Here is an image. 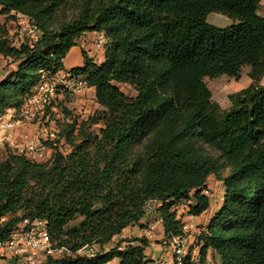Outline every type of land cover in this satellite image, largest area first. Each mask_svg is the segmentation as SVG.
Returning <instances> with one entry per match:
<instances>
[{"label": "trees", "instance_id": "16d2710c", "mask_svg": "<svg viewBox=\"0 0 264 264\" xmlns=\"http://www.w3.org/2000/svg\"><path fill=\"white\" fill-rule=\"evenodd\" d=\"M261 2L0 0V16H23L38 33L19 46L7 32L0 35V55L8 67L16 65L0 81V116L21 107L43 73L64 71V60L84 34L109 39L102 63L83 52L84 65L68 71L95 89L100 107L82 124L66 126L70 153L54 148L48 162L23 154L0 161V241L25 219L38 218L47 221L58 246L101 249L94 258L52 264H149L145 237L120 241L107 252L104 246L152 212L165 236H180L183 222L175 207L188 202L191 216L207 213L205 191L214 176L224 198L199 236V264H209V252L219 264H264ZM213 12L235 23L212 26L207 17ZM245 66L252 83L239 108L225 115L206 79H239ZM120 84L137 95L128 97ZM151 203L161 206L150 211ZM184 264L194 263L187 256Z\"/></svg>", "mask_w": 264, "mask_h": 264}, {"label": "rangeland", "instance_id": "374dc122", "mask_svg": "<svg viewBox=\"0 0 264 264\" xmlns=\"http://www.w3.org/2000/svg\"><path fill=\"white\" fill-rule=\"evenodd\" d=\"M26 19L27 18L23 16H17L16 19H10L7 16H0V35L7 32L8 37L16 46H19L21 43L26 41H35L37 39V36L35 35L37 31H35L29 23H25ZM207 23L212 26L224 29L231 27L235 23V21L225 15L213 12L208 15ZM77 45H79V40L77 41ZM106 49L107 47H104L101 50L103 56L106 52ZM250 70L251 69L249 66H245L242 69L239 79L231 78L227 75H222L216 79H206L208 87L212 92L213 102L218 103L221 106V110L225 115H229L239 108V102L244 96L245 91L248 89L246 88V86L250 81ZM68 71L69 70H64L60 72L70 74ZM89 88L90 87L88 86L86 90L78 93H72L69 91L64 92L60 90L55 104L56 110L48 111L51 118L49 122L43 121L40 124L39 122L30 123L32 125H36L38 128V134L33 140L37 141V144L40 148H38V151L34 155H28V157H31L33 160L38 162H48L54 154V148H58V150L60 152H63L65 155L70 153V151L72 150V145L67 142L68 138L66 137V134L64 132L66 126L68 124H72L75 121H77L78 124H82V122L87 121L90 117H93L98 110H100V107L97 104L94 95L90 92ZM119 88L128 97H135L137 95L135 88L131 85L120 84ZM20 108L21 107L15 108L17 117H19ZM207 116L209 120V127L214 128L215 116L212 110H208ZM52 123H54V125H52ZM54 127H56V129L59 131V137L62 140V142L58 144V146H56L55 143L49 141L43 133L44 130L48 131L53 129ZM100 127V125L96 126L94 127V130H99ZM78 128L79 127L77 126V129ZM74 135H77V132H75ZM51 144H54V146H51ZM8 148L9 146H7L5 150L0 151V161L4 160L8 155L20 154L18 149H16L15 151H11V149L8 150ZM224 191L225 189L222 183H220L214 176H212V179L210 177L207 183L208 193L205 192V194L209 196L211 201V207L207 213L203 214L200 217L191 216L190 203L188 202H181L177 207H175L179 219L182 222L183 220H186L183 222V226L181 229L182 232L180 236H166V238H162V242H166V245L164 246L166 248H169L171 252V255L169 256L170 264H180L178 260L179 255L177 254L179 250H181L182 252H184V254H186V256L191 258L193 263L199 264V236L203 232H205L207 228V222L210 217L222 206ZM152 205L153 207L151 208V210H154L161 206L160 204ZM18 215H20V213ZM76 223H78V221ZM176 238H179L178 245L174 243ZM107 245L109 248H113L117 245V243L115 241H111ZM98 248L99 250H101L100 247ZM122 248L124 247L122 246ZM207 261L209 264H219V258L213 252H209ZM109 264H120V262L119 260H117L116 262Z\"/></svg>", "mask_w": 264, "mask_h": 264}, {"label": "built area", "instance_id": "2783aa9c", "mask_svg": "<svg viewBox=\"0 0 264 264\" xmlns=\"http://www.w3.org/2000/svg\"><path fill=\"white\" fill-rule=\"evenodd\" d=\"M106 40V35L99 33L96 40L97 46L104 47ZM87 88V82L80 76L64 72H58L53 76L43 73L34 91L23 102L19 117H17L15 109H10L0 116V151L5 150L7 146H12V132L18 125L49 122L51 118L48 111L56 110L55 104L60 90L78 93ZM6 117L7 119H4ZM43 133L56 146L62 142L56 127L48 131L44 130ZM38 148L40 147L37 141L31 140L20 148L19 153L32 156L38 151ZM152 207L151 203L148 210L152 211ZM178 240L179 238H176L174 241L176 245L179 244ZM98 253L99 248L96 244L85 246L76 252L58 246L52 239L47 221L38 218L25 219L6 240L0 241V264H52V260L63 258L77 256L94 258ZM177 254L179 263L183 264L187 258L186 254L181 250Z\"/></svg>", "mask_w": 264, "mask_h": 264}, {"label": "crops", "instance_id": "0c3cea01", "mask_svg": "<svg viewBox=\"0 0 264 264\" xmlns=\"http://www.w3.org/2000/svg\"><path fill=\"white\" fill-rule=\"evenodd\" d=\"M258 14L264 17V0H262L261 2ZM25 23H29V21L26 19ZM35 35L38 37L37 33ZM98 35L99 33L89 32L84 34L79 39V45L72 48V50L64 60L65 70H71L73 68L82 67L84 65L83 52H86L88 56L94 59V61L98 64L104 61L105 54L103 56L101 50L104 47H107L109 39L107 38L106 45L104 47H98L96 43ZM8 63L9 62L2 55H0V81L5 78L9 70L16 69V65H9L8 67ZM251 83L252 80L250 79L246 88H249ZM260 85L264 86V76L260 81ZM89 90L95 97V89L89 88ZM4 119H7V117ZM37 129L38 128L36 125H32L30 123H23L18 125L13 131L12 146H9L8 150H20L21 147L27 145L29 141L35 139V136H37ZM185 220H183V222ZM209 220L207 222V225L209 223ZM141 237H145L150 241V246L146 250V256L147 260L149 261V264H170L169 256L171 255V252L169 248H166L164 246L166 245V242H162V238H166V236L162 227V222L157 217L156 212L147 214L140 223L124 229L123 232L114 239V241L118 244L120 241L123 240ZM125 245L126 243L122 244L123 247ZM104 248L106 252L111 249L108 247V245H105ZM100 251L101 250H99V252ZM117 260L119 259H115L110 263L116 262Z\"/></svg>", "mask_w": 264, "mask_h": 264}]
</instances>
